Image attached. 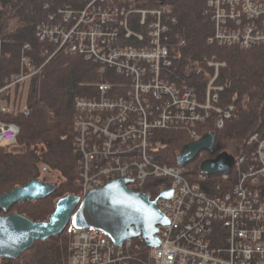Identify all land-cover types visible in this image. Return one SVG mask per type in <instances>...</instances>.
Returning a JSON list of instances; mask_svg holds the SVG:
<instances>
[{
    "label": "trees",
    "instance_id": "16d2710c",
    "mask_svg": "<svg viewBox=\"0 0 264 264\" xmlns=\"http://www.w3.org/2000/svg\"><path fill=\"white\" fill-rule=\"evenodd\" d=\"M112 2L110 5L102 3V6L105 10L119 8L114 17L118 21H123L124 15L132 8H168L169 12H165L162 17V23L167 27L162 42L169 48L172 61L166 79L177 86L193 89L201 100L206 93V76L216 74V69L210 67L208 61L214 58L216 62L225 64L220 68L216 81L217 85L223 87L218 105L226 109L234 106V111L222 128L216 126L220 118L217 113L205 127L216 133L217 152L227 145L236 155L254 150L256 144H248L250 138L255 134L260 139L264 138V46L241 49L211 42L214 24L206 13L207 0ZM84 6L83 0H0L3 82L20 73L23 56L27 58L24 63L26 67L38 68L36 74L7 91L9 112L3 113L0 110L1 121L15 123L20 127V134L13 145L0 144V195L24 186L33 179L50 181L49 172H55L61 177L56 192L51 196L32 203L25 201L15 204L9 211H1V214L17 212L35 222L46 221L55 210L58 199L77 193L75 102L78 97L91 95L94 84L107 81L109 74L100 72L98 65L85 56L65 51L58 52L45 64L55 48L42 41L37 32L49 14L57 9H78ZM129 17L139 20V15L131 14ZM140 31L146 36L148 30L146 26H141ZM122 35L121 40L116 38L111 42L113 47L139 46L137 40ZM148 43L146 40L143 45ZM25 44H29L31 50H24ZM109 77L115 76L110 73ZM25 110H29V115H25ZM156 137L160 149L155 160L164 165L176 166L181 148L190 143L191 139L184 131L175 130L158 131ZM206 157L204 155L202 159ZM202 159L187 165L186 175L189 179L194 180L193 175L200 171ZM219 179L210 180L215 183ZM198 182L206 189L207 183ZM215 188L210 193L219 196L221 193ZM227 189L229 187L225 186ZM144 190L148 191L147 188ZM151 194L153 199L157 197V194ZM216 232L217 241L214 240V243L225 242L222 239L225 229L223 232L218 228ZM73 237L68 226L56 236L38 240L16 259H0V264H69ZM151 250L142 238L133 240L129 251L132 257L127 264H153Z\"/></svg>",
    "mask_w": 264,
    "mask_h": 264
},
{
    "label": "built area",
    "instance_id": "2783aa9c",
    "mask_svg": "<svg viewBox=\"0 0 264 264\" xmlns=\"http://www.w3.org/2000/svg\"><path fill=\"white\" fill-rule=\"evenodd\" d=\"M93 1L101 6L97 14L102 22L109 16L117 15L119 8L105 10L102 6V3L110 5L112 0ZM207 1L206 13L210 15L215 28L211 42L244 49L264 46V0ZM165 12H169L166 6L158 10L132 8L124 15L122 24L126 27L125 37L137 40L138 48L113 47L111 42L117 38L118 33L103 30L99 26L78 25V32H74L77 25L71 28L49 26L42 28L41 37L49 38L72 52L81 50L82 54L94 57L102 64L135 73L139 80L143 72L139 62H146L155 68L172 63L169 48L162 42V35L167 31L162 23ZM131 14L139 15L140 25L146 26L151 38L128 30L126 19ZM146 40L149 43L144 46L143 42ZM208 64L216 72L223 65L214 58ZM135 83L141 93L128 98L115 101L86 98L78 100L82 107L76 120L80 134L79 146L84 152L85 145L92 143V150L86 154L85 159L93 160L94 155L97 168L102 174L110 175L120 170L112 160L113 121L116 116L124 115L122 120L129 126L133 123L140 124L143 128L178 127L183 123L193 124L204 119L198 111L200 106L194 96L187 93L185 105L177 101L164 104L162 101L157 107L156 119L151 122L150 116L154 111L147 96L150 94L149 85H141L137 80ZM108 88L107 85L100 86L102 91ZM164 89L171 92L168 87ZM153 97L160 99L157 92L153 93ZM119 102H123V106ZM233 111L234 107L229 106L221 115L230 117ZM102 117L109 118L104 126L99 120ZM0 131V141H13L18 128L0 122ZM191 137L194 141L198 135L192 132ZM248 144H256L255 149L250 152L254 162L243 166L248 175L243 172L234 190L223 196L211 198L196 190L199 187H192L180 170L161 167L160 174L169 181L162 184L160 193L171 189H177V193L169 198H160V193L157 196L160 210L169 222L160 227V245L152 248L153 264H264V138L260 139L256 134ZM239 160L246 162L244 156ZM171 177L175 180L172 181ZM218 228L223 232L225 229V236L222 237L225 242L219 244L214 243V240L217 241L215 234ZM72 232L74 237L69 264H127L125 252L131 249L133 241L115 246L107 236L96 230L72 228Z\"/></svg>",
    "mask_w": 264,
    "mask_h": 264
},
{
    "label": "bare ground",
    "instance_id": "6f19581e",
    "mask_svg": "<svg viewBox=\"0 0 264 264\" xmlns=\"http://www.w3.org/2000/svg\"><path fill=\"white\" fill-rule=\"evenodd\" d=\"M83 1L85 2V6L83 8H78V9H73L70 7L69 8L68 7L59 8L57 9V11L50 13L47 18V21H45L44 23H42V25L39 26V30L37 32L38 37L42 41H44L46 44H49L50 47L55 48V52L51 55L49 59H47L45 64L49 62L50 59L54 55H56L58 52L65 51V52H68L69 54L77 53V54L85 56L87 59L96 63L98 65V69L100 72L104 74L108 73L109 75L110 73H113L115 76L114 78H110L108 75L107 81L94 84L93 86L94 91L91 95L78 97L75 102L76 114L74 117V129H75L74 153L77 156V169H78V175L75 179V186H76L77 193H72V194H67V195H75V196H79L83 198L84 196L82 195L86 196L90 191H93L97 188H102L111 181L125 179L130 189H132L135 192L145 193L149 195L152 200H154L152 198L151 193L158 195L160 193L162 184L169 181V179L164 178L163 175L160 174L161 167L176 168L180 170L181 174L190 183L192 187H199V188H196V190L206 193L207 196L211 198L216 197L215 195H212L210 193V190L212 191V189H214L215 187H216L215 189L221 193L219 196H223L224 194L231 193L234 190L235 185H237L240 182L241 174L244 172L246 176L248 175V173L243 169V166L250 165L254 162V158L251 157L250 152H240L239 154L236 155L233 152L230 145H227L223 150L217 152L216 151V140H215V151L213 153L207 150L200 151L196 159L186 163L183 166L178 165V163L176 166L164 165L155 160V155L160 149V142H158L157 140L158 138L156 137V133L158 131H164V130L184 131L189 137V139H192L191 133L195 132L198 135V138L195 139L194 141L191 140L190 141L191 143V142L200 140L207 133H210V132L215 133L213 131H209L207 127H205V125L213 118V116L216 113L217 115L218 114L220 115V118H218L219 120L216 123V126L218 128H222L224 126L225 121L231 118V116L230 117L221 116V113L226 108H222L218 105L220 101V93L223 91V87L217 85L216 81L219 75L220 68L224 67L225 64L219 67V70L216 72L217 74L216 78H215L216 74L212 76H208V75L206 76L208 80L206 93H205L204 99L201 100L198 94L193 89L177 86L176 84H173L166 79L167 70L172 67V63L169 65L162 64L159 67L155 68L146 62H139V67L140 69L143 70V72L140 74V77L138 80V77L135 75V73H132L127 70H119L115 66L102 64L100 61L96 60L94 57H88L86 54H82L81 50H78V52H72L68 50L67 47H61L59 43H56L55 41L50 40L49 38L43 39L41 37L42 28L45 29L46 27H49V26L52 27V26H57V25L71 28L77 25V27L74 29V32H78L79 30L78 25H79L80 27L99 26L103 30L116 32L118 33L117 40L118 39L121 40V37L123 36L122 34L126 33V27L122 24V21H118V19L112 16H109L105 19V22H102L100 17L97 14L101 6L98 3L94 2L93 0H83ZM207 6H208V1H207ZM155 10H158V9L155 8ZM126 26L128 30L133 32L134 34L142 35V32L140 31L141 26L137 18L128 17L126 19ZM146 32H147L146 36L151 38L150 33L148 31ZM120 43L123 45L121 41ZM129 47L130 46L121 47V48H129ZM238 48H241V47H238ZM241 49H244V48H241ZM24 50L26 51L31 50V46L29 44H25ZM3 58H4V53H3L2 43L0 41V110L1 112L6 113V112H9V106L7 104V95H8L7 91L11 89L14 85L19 84L25 81L26 79L30 78L34 74H36L38 72V68L34 66L26 67L24 63L27 62V58L23 56L22 57V67H21L20 73L15 75L11 80H6L5 82H3V79H2ZM136 80L141 85H149L150 94L147 96L149 97V105H151L154 111L153 115L150 116L151 122H153L154 119H156L157 107L160 106L162 101H164V104L177 101V102H180L181 105H185L187 103V96H186L187 93H191L194 96L196 102L200 106L198 108V111L204 117V119L200 121H196L193 124L183 123L178 127H171V128L146 127V128H143L141 127L140 124L131 123V125L129 126L125 121L122 120L124 118V115L116 116L113 121L112 145L114 147V154L112 156V160L120 168V170L112 172L110 175L102 174L100 170L97 168V162L96 160H94L95 159L94 155H93V160L85 159L86 154L90 153L92 150V143L90 144L87 143L85 145L84 147L85 154L79 146L78 139H79L80 134L76 126V120L79 114L81 113L82 107L78 103V100L86 98L90 100L96 99L98 101H102V100L115 101V100H120L123 98H128L130 95L140 94L141 92L137 90V85L135 83ZM101 85H107L109 86V88L106 89L105 91H102L100 89ZM164 87L170 88L171 92H166ZM154 92H157V94L160 96L159 100L153 97ZM119 104L123 106L124 103L119 102ZM180 110H183V109L181 108ZM219 110L221 112H219ZM184 113L187 114L188 112H184ZM25 115H29V110H25ZM99 120H100V124L104 126L108 123L109 118L102 117ZM221 121H222V124H220ZM0 122L6 123L8 125H13L18 128V132L13 141H0V144L13 145L16 142L20 134V127L15 123L3 122L1 120ZM1 134L2 133L0 131V138L2 136ZM183 147L181 148V150L183 149ZM228 147L230 149L229 151L227 150ZM223 152L228 153V155L232 156L234 159V162L230 170L220 173V174H213V175H208L206 173H203L201 170V163L204 160L216 159L218 155ZM204 155H206L207 157L205 159H202ZM243 156L246 158V162H241L239 160ZM209 157H212V158H209ZM197 159H202L200 162V171L195 172V174L193 175L194 180H191L186 175V172L188 171L187 165ZM122 172L124 176L121 175ZM48 174L50 175V172ZM212 178H216V179L220 178V179H219V182L217 181L214 183L213 180H210ZM38 179H41L43 182H46V183H56L57 188H58L61 177L57 175L55 182L44 181L42 178H38ZM171 180L174 181L175 178L171 177ZM198 181L207 183L206 189H203ZM225 186H228L229 189L225 190ZM145 188H147L148 191H145L144 190ZM165 193H171V195L173 194L175 195L177 193V189L175 190L171 189ZM158 206H159V203H158ZM159 209H160V206H159ZM68 226L70 230H72V228L75 229L71 221L68 224ZM82 230H85V229H82ZM92 230H96V229H92ZM104 235L107 236L106 234ZM138 238H142V237H138ZM138 238H135V239H138ZM108 239L113 242V240L110 237H108ZM135 239L128 238L125 241H133ZM129 251L130 250L128 249L125 252L127 261L131 259L132 257ZM151 253H152V250H151Z\"/></svg>",
    "mask_w": 264,
    "mask_h": 264
},
{
    "label": "water",
    "instance_id": "95a60500",
    "mask_svg": "<svg viewBox=\"0 0 264 264\" xmlns=\"http://www.w3.org/2000/svg\"><path fill=\"white\" fill-rule=\"evenodd\" d=\"M215 140L216 134L210 132L200 140L185 145L178 156V165L183 166L196 159L200 151L213 153ZM233 162V157L223 152L216 159L204 160L201 170L208 175L220 174L229 171ZM56 189V183L34 179L0 195V259L18 258L38 240L60 234L70 221L76 229L103 232L116 246L123 245L128 238L138 237H142L149 248L160 245V227L169 221L159 209L158 199L152 200L145 193L133 191L125 179L111 181L83 198L66 195L58 199L55 210L46 221L35 222L17 212L1 214L15 204L45 199ZM170 196L171 193L161 194V198Z\"/></svg>",
    "mask_w": 264,
    "mask_h": 264
},
{
    "label": "rangeland",
    "instance_id": "374dc122",
    "mask_svg": "<svg viewBox=\"0 0 264 264\" xmlns=\"http://www.w3.org/2000/svg\"><path fill=\"white\" fill-rule=\"evenodd\" d=\"M132 47H136V48H138V46H132ZM227 150H228V151L230 150L229 147L227 148ZM56 174H57V173H55V172H50V176H51V177H50V178H51L50 181H51V182H55V181H56V178H57V175H58V174H57V175H56Z\"/></svg>",
    "mask_w": 264,
    "mask_h": 264
},
{
    "label": "flooded vegetation",
    "instance_id": "af4514ba",
    "mask_svg": "<svg viewBox=\"0 0 264 264\" xmlns=\"http://www.w3.org/2000/svg\"><path fill=\"white\" fill-rule=\"evenodd\" d=\"M209 158H212V157H209Z\"/></svg>",
    "mask_w": 264,
    "mask_h": 264
}]
</instances>
